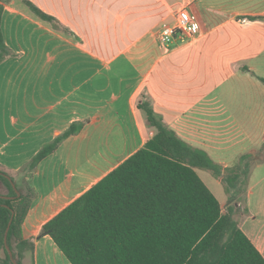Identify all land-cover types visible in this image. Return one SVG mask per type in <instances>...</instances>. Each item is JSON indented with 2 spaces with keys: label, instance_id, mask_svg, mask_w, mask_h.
I'll use <instances>...</instances> for the list:
<instances>
[{
  "label": "crops",
  "instance_id": "0c3cea01",
  "mask_svg": "<svg viewBox=\"0 0 264 264\" xmlns=\"http://www.w3.org/2000/svg\"><path fill=\"white\" fill-rule=\"evenodd\" d=\"M29 1L58 25L4 0L13 54L0 63V170L19 180L46 143L83 124L31 178L23 236L35 264H72L43 227L156 134L140 103L224 167L263 150L264 0ZM181 7L191 36L166 46L162 24ZM261 231L245 232L264 254Z\"/></svg>",
  "mask_w": 264,
  "mask_h": 264
},
{
  "label": "trees",
  "instance_id": "16d2710c",
  "mask_svg": "<svg viewBox=\"0 0 264 264\" xmlns=\"http://www.w3.org/2000/svg\"><path fill=\"white\" fill-rule=\"evenodd\" d=\"M42 19L54 16L24 0ZM0 63L13 54L2 31ZM264 82V78H261ZM156 134L102 180L59 212L43 227L72 264H264V254L200 177L197 168L220 177L221 165L166 126L149 102L139 104ZM83 127L73 123L46 143L20 172V179L0 170L7 193L0 194V264L33 259L34 242L23 236V223L35 191L31 178L38 164ZM3 251L4 256H1Z\"/></svg>",
  "mask_w": 264,
  "mask_h": 264
},
{
  "label": "rangeland",
  "instance_id": "374dc122",
  "mask_svg": "<svg viewBox=\"0 0 264 264\" xmlns=\"http://www.w3.org/2000/svg\"><path fill=\"white\" fill-rule=\"evenodd\" d=\"M256 154H245L239 160H229L228 167L222 162L220 177L213 171L197 168L207 186L222 203L224 212H231L241 227L257 234L264 230V146ZM7 188L0 182V192ZM262 202V203H261ZM261 204V206H260ZM250 228V230H247ZM1 256H4L3 251Z\"/></svg>",
  "mask_w": 264,
  "mask_h": 264
},
{
  "label": "built area",
  "instance_id": "2783aa9c",
  "mask_svg": "<svg viewBox=\"0 0 264 264\" xmlns=\"http://www.w3.org/2000/svg\"><path fill=\"white\" fill-rule=\"evenodd\" d=\"M192 17L185 7L177 10L176 20L173 23L164 22L161 27L160 40L166 46L174 43L176 38L180 36L183 40L191 36L190 26Z\"/></svg>",
  "mask_w": 264,
  "mask_h": 264
},
{
  "label": "water",
  "instance_id": "95a60500",
  "mask_svg": "<svg viewBox=\"0 0 264 264\" xmlns=\"http://www.w3.org/2000/svg\"><path fill=\"white\" fill-rule=\"evenodd\" d=\"M8 178L12 181V178L11 176H8ZM13 183V181H12ZM13 187L17 190V187L15 185V183H13ZM17 196H20V192L17 190ZM13 216H14V212H13ZM13 216L11 217L10 221H9V224L7 226V229H6V232H5V244H6V247L9 251V254H10V257L13 261L14 264H18V262L15 260V258L13 257V252L11 251L10 247L8 246V233H9V230H10V226H11V223H12V220H13Z\"/></svg>",
  "mask_w": 264,
  "mask_h": 264
}]
</instances>
